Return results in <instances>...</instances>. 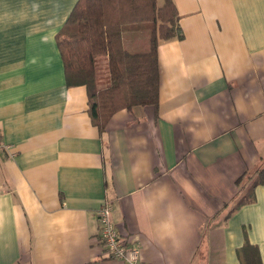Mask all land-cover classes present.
I'll return each mask as SVG.
<instances>
[{
    "label": "crops",
    "instance_id": "obj_1",
    "mask_svg": "<svg viewBox=\"0 0 264 264\" xmlns=\"http://www.w3.org/2000/svg\"><path fill=\"white\" fill-rule=\"evenodd\" d=\"M77 1L0 0V264H129L99 242L106 201L146 264H244L247 241L264 264V177L231 212L264 162V0H174L158 107L104 132L57 43Z\"/></svg>",
    "mask_w": 264,
    "mask_h": 264
},
{
    "label": "trees",
    "instance_id": "obj_2",
    "mask_svg": "<svg viewBox=\"0 0 264 264\" xmlns=\"http://www.w3.org/2000/svg\"><path fill=\"white\" fill-rule=\"evenodd\" d=\"M78 0L81 20L68 21L57 34L68 85H85L92 123L104 132L113 115L137 106L159 104L158 46L182 39L174 0ZM264 177L258 169L231 212L254 200L255 186ZM252 253H248L249 250ZM244 264H261L257 247L248 241Z\"/></svg>",
    "mask_w": 264,
    "mask_h": 264
},
{
    "label": "built area",
    "instance_id": "obj_3",
    "mask_svg": "<svg viewBox=\"0 0 264 264\" xmlns=\"http://www.w3.org/2000/svg\"><path fill=\"white\" fill-rule=\"evenodd\" d=\"M4 149L6 146L0 141V150ZM112 209V203L106 201L97 213L100 224L99 242L106 251L107 257L120 259L129 264H146L142 258L141 247L122 236L118 231L112 216Z\"/></svg>",
    "mask_w": 264,
    "mask_h": 264
},
{
    "label": "rangeland",
    "instance_id": "obj_4",
    "mask_svg": "<svg viewBox=\"0 0 264 264\" xmlns=\"http://www.w3.org/2000/svg\"><path fill=\"white\" fill-rule=\"evenodd\" d=\"M160 0H158V2H159ZM79 10H81L82 11V9H80V8H78ZM264 166V162L261 164V166L258 168V169H260V168H262ZM255 171V170H254ZM252 174H254V172H252ZM248 183V182H247Z\"/></svg>",
    "mask_w": 264,
    "mask_h": 264
}]
</instances>
